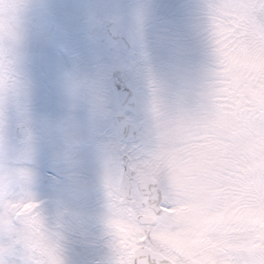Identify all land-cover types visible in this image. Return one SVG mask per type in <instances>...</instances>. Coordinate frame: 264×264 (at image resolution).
Returning <instances> with one entry per match:
<instances>
[{"label":"rangeland","instance_id":"374dc122","mask_svg":"<svg viewBox=\"0 0 264 264\" xmlns=\"http://www.w3.org/2000/svg\"><path fill=\"white\" fill-rule=\"evenodd\" d=\"M12 2L18 5L14 13L16 31L11 41L14 47L9 49L8 72L0 79V247L9 239L10 222L6 219L9 205L28 202L37 205L41 225L56 235L61 264H121L119 241L111 227L115 211L108 188L109 180L122 173L124 150L111 119L113 114L120 113L113 75L118 73V81L135 93L136 113L128 115V119L137 125L139 135L126 150L133 159L147 156L157 149L165 125L194 120L210 104L219 72L216 40L199 36L198 32L212 18L200 20L197 28L192 21H182L186 22L183 27L186 38L174 35L176 17L166 12L155 21L162 28V36H155L138 0ZM196 2L203 12L213 14L219 0ZM106 17L134 34L139 45L128 54L129 66H125V59L117 60L115 70L104 78L101 70L91 68L101 55L92 45L90 29ZM186 39L188 46L184 45ZM50 73L58 81L52 82ZM224 74L231 76L226 68ZM101 81L108 90L111 88L112 98H98L103 94ZM220 83L224 84L219 97L224 110L223 122L216 131L227 138L240 128V117L235 112L240 101L235 98L243 99L244 92L230 90L227 81ZM257 87L260 89L257 95H264V85ZM231 102L237 107H232ZM51 107L57 115L53 121L47 113ZM21 125L29 128V135L23 140L15 134L16 127ZM173 169L174 176L179 172L189 181L204 178L194 177L179 159L173 161ZM190 185L182 182L181 188ZM257 193L264 197L259 189ZM231 213L239 214L244 223L264 221V216L255 210L243 211L236 201L232 202ZM222 219L223 214L210 217L198 242L162 238L170 240L179 253L207 246L213 243L208 233L217 230ZM56 220L101 224L103 236L112 238L116 246L113 244L108 257L102 260L84 262L82 254L73 255L74 260L66 258L67 251L76 250L74 246L79 245L54 232L61 225ZM120 231L128 229L121 226ZM0 260L3 264H26L30 257L19 252L13 255L0 252Z\"/></svg>","mask_w":264,"mask_h":264},{"label":"snow or ice","instance_id":"6c2138e0","mask_svg":"<svg viewBox=\"0 0 264 264\" xmlns=\"http://www.w3.org/2000/svg\"><path fill=\"white\" fill-rule=\"evenodd\" d=\"M221 25L229 33L231 57L241 68L233 76L224 74L225 60L219 48ZM213 38L219 72L207 110L194 120L165 125L155 151L127 160L124 172L134 178L133 182H126L123 175L109 180L115 211L111 227L118 237L121 264H181V253H165L152 243L158 236L173 235L159 225L174 206L170 190L175 183L173 161L176 159L194 177L208 178L211 182L205 191L198 190L195 184L186 187L185 191L191 193L198 208L209 207L214 194L220 190L230 192L233 201L246 200L257 189L264 190V95H257L260 92L257 84H264V73L249 71L251 64L264 60V0H219L213 7ZM221 81L244 92L243 99L235 98L240 101L241 110L237 112L240 128L227 138L217 135L216 131L223 122L224 105L219 99L224 87ZM233 107L237 105L233 103ZM36 221L40 223L38 216ZM121 226L128 232L120 231ZM251 245L246 264H264V231L255 233Z\"/></svg>","mask_w":264,"mask_h":264},{"label":"clouds","instance_id":"9594fccd","mask_svg":"<svg viewBox=\"0 0 264 264\" xmlns=\"http://www.w3.org/2000/svg\"><path fill=\"white\" fill-rule=\"evenodd\" d=\"M18 5L12 0H0V79L8 72L10 54L9 49L14 47L11 41L16 31L14 19ZM173 189L170 190V201L173 208L160 221V227L167 233L173 234L179 240L189 243L199 241L200 234L208 228L209 218L223 214V219L217 230L208 233L212 244L195 247L193 250L181 253V264H246V258L251 249V241L257 231H264V221L261 223H244L239 214L231 213L233 202L232 194L227 191L216 192L207 208H198L194 205L191 193L181 188V184H195L198 190L205 191L210 185L208 178L189 181L177 172ZM264 196V190L261 191ZM243 211L255 210L264 216V198H248L236 201ZM16 207H9L7 221L8 241L0 252L5 255L22 253L30 257L26 264H61L56 238L37 223L36 208L33 203L22 202ZM259 209V210H257ZM14 226V227H13ZM153 240V247L165 253L176 252L170 240L162 238ZM215 245V246H213ZM0 264L3 261L0 260Z\"/></svg>","mask_w":264,"mask_h":264},{"label":"trees","instance_id":"16d2710c","mask_svg":"<svg viewBox=\"0 0 264 264\" xmlns=\"http://www.w3.org/2000/svg\"><path fill=\"white\" fill-rule=\"evenodd\" d=\"M178 1H179V4L182 6L181 13L178 14V16L180 18L193 17V18L199 19L201 17L206 16V13L205 12L203 13V10H201L199 8L200 5H195V6L192 5L197 0H178ZM169 4H170V0H160L159 3L147 1L146 5L144 4L143 12L145 14L148 13L147 19H148L149 27L153 29L152 35L162 36V28L159 27L155 23V21H158V18L161 16L160 12L166 11V12H169L171 14H174L176 12L175 9L169 8ZM146 6H147V8H146ZM182 12L185 14L182 15ZM212 32H213V26H212ZM228 35H229V33L227 32V30L223 27V25H221L219 27V44H220L221 50L226 55L227 67H225V68L228 70V72H230L231 76H233L235 74H238L241 71V68L239 66L238 61L231 57L232 46H231V43L228 41ZM224 60H225V56H224ZM101 63L106 64L107 63L106 59H104L102 57ZM226 64H225V66H226ZM249 71H251L253 73H264V60H259L257 62H254L253 64H251L249 66ZM260 85H264V84H260ZM228 87L230 90L241 93V91L234 90L230 85H228ZM231 105L233 107V102H231ZM240 110L241 109H235V112L237 113ZM231 111L232 110L229 107V112L231 113ZM254 197L260 198V195H258V193H257L256 195H254ZM97 231H98V234H101L102 229H99ZM72 232H73V234H72ZM72 232L70 233L71 239H73L76 242L80 241L81 240V238H80L81 230L80 229H73ZM108 244H109L108 240H103V241L98 242L97 252H100L102 254V256L107 255L106 253H108V252H107L106 248L108 247ZM92 250L93 249H90V250L87 249V252L91 253L90 255H92L93 254Z\"/></svg>","mask_w":264,"mask_h":264},{"label":"water","instance_id":"95a60500","mask_svg":"<svg viewBox=\"0 0 264 264\" xmlns=\"http://www.w3.org/2000/svg\"><path fill=\"white\" fill-rule=\"evenodd\" d=\"M102 27L106 30V32H102L99 28H93L91 34L95 40L103 42L107 38V33H109L113 39L117 40L115 46L112 47L114 51L124 53L125 51L131 50L137 46V41L132 36L128 34H123L122 36H120L122 28L115 22L105 20L102 24ZM117 91L123 114L115 117L114 122L118 133L124 138L126 142H129L130 140L137 139L138 136L137 127L133 124L128 123L127 119L125 118V114L127 112L135 114L134 94L129 88L123 87L122 85H118ZM28 132L29 131L25 126L18 127L16 129L17 135L21 138H25L28 135ZM123 159L125 168L126 161L130 159L127 156H124ZM122 175L124 176L126 182H132V178H129L124 171Z\"/></svg>","mask_w":264,"mask_h":264},{"label":"flooded vegetation","instance_id":"af4514ba","mask_svg":"<svg viewBox=\"0 0 264 264\" xmlns=\"http://www.w3.org/2000/svg\"><path fill=\"white\" fill-rule=\"evenodd\" d=\"M111 45H112V42H110V41H107L105 44H101V46H102L103 48H106V49H108V50H109V48L111 47Z\"/></svg>","mask_w":264,"mask_h":264}]
</instances>
